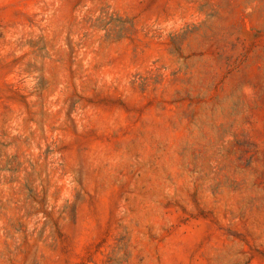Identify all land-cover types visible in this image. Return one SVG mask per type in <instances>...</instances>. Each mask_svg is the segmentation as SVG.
I'll return each mask as SVG.
<instances>
[{
  "label": "rangeland",
  "instance_id": "obj_1",
  "mask_svg": "<svg viewBox=\"0 0 264 264\" xmlns=\"http://www.w3.org/2000/svg\"><path fill=\"white\" fill-rule=\"evenodd\" d=\"M0 264H264V0H0Z\"/></svg>",
  "mask_w": 264,
  "mask_h": 264
}]
</instances>
